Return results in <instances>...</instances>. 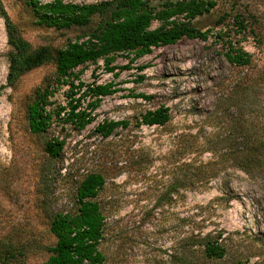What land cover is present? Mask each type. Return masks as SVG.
Listing matches in <instances>:
<instances>
[{"label":"rangeland","instance_id":"rangeland-1","mask_svg":"<svg viewBox=\"0 0 264 264\" xmlns=\"http://www.w3.org/2000/svg\"><path fill=\"white\" fill-rule=\"evenodd\" d=\"M214 1V9L192 22L202 32L211 31L205 41L183 39L155 48L130 70H116L117 76L105 72L102 62L74 70L85 85L112 83L118 92L101 100L94 121L84 130L55 123L44 137L30 133L26 107L53 67L34 69L8 87V45L0 14V242L9 241L22 252L6 264L46 261L47 248L55 243L50 216L75 212V188L90 173L105 178L96 199L106 218L100 244L104 264H180L182 240L190 233L220 237L226 247L223 259L204 264H264V164L252 174L243 172L226 141L234 121L264 119L258 107L253 114L248 111L243 94L231 96L239 78L264 72V51L250 34L231 32L253 60L249 69L234 67L224 57L223 43L214 37L220 31L229 33L234 15L246 20L256 16L264 24V0ZM1 10L33 48H59L88 32L39 26L24 0H0ZM225 15L231 17L218 24ZM158 26L153 23L151 29ZM127 63L124 57L116 60L119 66ZM66 93L67 87L55 93V105H65ZM139 94L152 98H135ZM160 106L170 113L166 125L135 127L141 114ZM110 120H128L131 125L103 139L95 127ZM57 137L65 146L51 161L45 140ZM185 174L192 176L193 187L184 188Z\"/></svg>","mask_w":264,"mask_h":264},{"label":"trees","instance_id":"trees-1","mask_svg":"<svg viewBox=\"0 0 264 264\" xmlns=\"http://www.w3.org/2000/svg\"><path fill=\"white\" fill-rule=\"evenodd\" d=\"M35 23L39 26L67 31L73 28L86 30L74 40H68L59 48L39 46L33 48L20 34L17 26L1 10L7 36L8 74L7 86L14 87L22 76L39 67L50 65L52 74L33 91L26 107V122L31 134L44 137L55 123L70 125L82 131L94 121L93 112L101 100L118 92L112 83L84 84L74 70L81 66L103 63L104 71L117 76L116 70H130L137 59L149 55L153 49L174 45L183 39L207 40L211 31L202 32L193 25V20L208 14L216 6L214 0H112L95 4H73L64 0H24ZM231 16H223L222 24ZM99 18L96 26L91 27ZM229 33L220 31L218 38L224 47L226 61L239 68H250L252 55L238 45L230 35L250 34L258 40L264 51V24L256 16L246 20L240 15L231 17ZM153 23L158 27L151 29ZM90 28V29H89ZM124 57L127 65L119 66L116 60ZM142 70L143 67L138 68ZM143 80V77H138ZM77 82V85L75 84ZM67 87L65 105H55V93ZM231 96L244 95V106L254 112L258 107L264 117V72L246 74L233 85ZM79 95V97H75ZM89 99L83 107V102ZM135 98L150 100L143 94ZM241 106V105H239ZM170 120L167 108L160 106L146 111L135 121V127L164 126ZM235 126L226 140L229 153L240 170L247 174L256 172L264 164V119L263 121H234ZM128 120L104 121L95 127V132L106 139L118 128L127 129ZM65 141L51 138L45 140L44 151L51 161L57 160L64 149ZM47 170V169H46ZM45 170V171H46ZM45 178L48 173H45ZM184 188L193 187L192 176L186 177ZM105 178L99 173H90L82 178L74 191L76 209L73 213H53L49 219V232L55 243L48 247V257L43 264H104L105 256L100 250L104 239L105 215L96 201L103 190ZM174 190L175 186H173ZM9 241L0 242V262L8 263L22 252ZM225 245L220 237L211 234L190 233L182 240L180 264H204L218 261L226 256ZM230 264H245L233 262Z\"/></svg>","mask_w":264,"mask_h":264}]
</instances>
